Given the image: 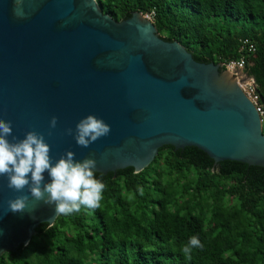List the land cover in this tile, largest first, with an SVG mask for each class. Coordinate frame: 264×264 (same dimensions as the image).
<instances>
[{"label": "water", "instance_id": "obj_1", "mask_svg": "<svg viewBox=\"0 0 264 264\" xmlns=\"http://www.w3.org/2000/svg\"><path fill=\"white\" fill-rule=\"evenodd\" d=\"M221 67L197 62L138 12L116 21L97 0H0V119L11 121L10 142L43 134L53 164L72 151L77 162L96 160L97 174L141 173L171 146L264 168L262 117ZM90 114L111 131L84 148L75 130ZM7 184L0 177V258L60 216L27 187L16 192ZM22 195L29 197L24 212H11L8 201Z\"/></svg>", "mask_w": 264, "mask_h": 264}, {"label": "trees", "instance_id": "obj_2", "mask_svg": "<svg viewBox=\"0 0 264 264\" xmlns=\"http://www.w3.org/2000/svg\"><path fill=\"white\" fill-rule=\"evenodd\" d=\"M97 2L116 21L153 16L160 36L199 63L238 60L241 41L252 40L257 51L246 73L264 106V0ZM94 177L105 185L98 208L81 206L54 226L40 225L27 247L0 264H264V168L165 146L141 173ZM193 236L202 246L189 259L182 249Z\"/></svg>", "mask_w": 264, "mask_h": 264}, {"label": "clouds", "instance_id": "obj_3", "mask_svg": "<svg viewBox=\"0 0 264 264\" xmlns=\"http://www.w3.org/2000/svg\"><path fill=\"white\" fill-rule=\"evenodd\" d=\"M16 3L19 5L21 0H16ZM16 13L21 17L24 15L21 7H16ZM56 125L57 118L52 117L49 126L55 128ZM110 131V125L103 119L90 114L77 123L74 139L78 146L87 148ZM66 133L72 135L73 130L69 128ZM11 135V121L0 119V177H7L9 189L22 192L27 187L36 201L55 205L56 216L79 212L81 206L89 209L100 206L105 185L94 177L96 160L86 158L77 162L74 160L75 154L68 151L53 164L51 149L43 134L29 131L25 138L16 142L7 139ZM45 172L50 182H44ZM139 191L143 194L142 189ZM28 199V195H22L9 200V210L13 213L24 212ZM201 246L200 240L193 236L183 247L182 253L190 259L192 249Z\"/></svg>", "mask_w": 264, "mask_h": 264}, {"label": "built area", "instance_id": "obj_4", "mask_svg": "<svg viewBox=\"0 0 264 264\" xmlns=\"http://www.w3.org/2000/svg\"><path fill=\"white\" fill-rule=\"evenodd\" d=\"M149 20H153V16H147ZM257 48L255 43L250 39H245L241 41L240 53L241 57L238 60L230 61L226 64H222V67L225 68L229 74L234 76L238 82L242 79L248 80V85H246L245 94L249 99L255 104L258 113L262 117V123L264 125V106L260 104V97L257 91V85L254 78L247 75L246 71L250 63L248 58L256 54ZM241 79V80H240Z\"/></svg>", "mask_w": 264, "mask_h": 264}, {"label": "bare ground", "instance_id": "obj_5", "mask_svg": "<svg viewBox=\"0 0 264 264\" xmlns=\"http://www.w3.org/2000/svg\"><path fill=\"white\" fill-rule=\"evenodd\" d=\"M230 75H231V74H230ZM240 80H241V79H240ZM245 80H246V79H245ZM247 81H248V80H247ZM244 82H246V81H244V79H242L240 82L237 81V83H238L239 86L242 88V90H244V89H243L244 86H242L241 84H243ZM248 83H249V82H246L245 84L248 85Z\"/></svg>", "mask_w": 264, "mask_h": 264}, {"label": "rangeland", "instance_id": "obj_6", "mask_svg": "<svg viewBox=\"0 0 264 264\" xmlns=\"http://www.w3.org/2000/svg\"><path fill=\"white\" fill-rule=\"evenodd\" d=\"M147 18H148V17H147ZM152 21H153V20H152ZM244 81L248 82V81L245 80V79H244ZM246 82H244L243 84H241L242 86H244V87H243L244 90H245V87H246V84H245ZM263 127H264V125H263Z\"/></svg>", "mask_w": 264, "mask_h": 264}]
</instances>
